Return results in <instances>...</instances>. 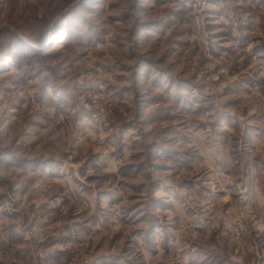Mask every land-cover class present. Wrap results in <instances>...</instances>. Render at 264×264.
Instances as JSON below:
<instances>
[{"label": "rangeland", "instance_id": "obj_1", "mask_svg": "<svg viewBox=\"0 0 264 264\" xmlns=\"http://www.w3.org/2000/svg\"><path fill=\"white\" fill-rule=\"evenodd\" d=\"M263 117L264 0H0V264H264Z\"/></svg>", "mask_w": 264, "mask_h": 264}, {"label": "crops", "instance_id": "obj_2", "mask_svg": "<svg viewBox=\"0 0 264 264\" xmlns=\"http://www.w3.org/2000/svg\"><path fill=\"white\" fill-rule=\"evenodd\" d=\"M236 119L238 122V125H237L238 129H240V128L242 129L240 133L245 134V137L242 136V138H246L248 140H251L257 146H261L263 144V141L261 139H259V141L255 143V138H257V134L260 132V130L256 129V126L252 123L253 121L249 120L248 116H245V117H238L237 116Z\"/></svg>", "mask_w": 264, "mask_h": 264}, {"label": "built area", "instance_id": "obj_3", "mask_svg": "<svg viewBox=\"0 0 264 264\" xmlns=\"http://www.w3.org/2000/svg\"><path fill=\"white\" fill-rule=\"evenodd\" d=\"M261 123H262V125L264 127V117L261 118ZM221 176H222V179H224V180H227L228 181L230 179V175L229 174L222 173ZM229 211H230V209H224V208H222L221 211H220V213L225 214V213H228ZM218 217H219V213H216L213 216H211L210 219H207L204 222V224L209 225V226H214V224L216 222H218V220H219ZM193 227H200V225H194Z\"/></svg>", "mask_w": 264, "mask_h": 264}]
</instances>
